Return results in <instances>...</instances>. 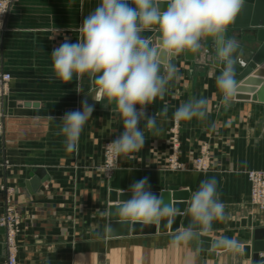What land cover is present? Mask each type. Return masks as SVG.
I'll return each mask as SVG.
<instances>
[{"label":"crops","instance_id":"obj_1","mask_svg":"<svg viewBox=\"0 0 264 264\" xmlns=\"http://www.w3.org/2000/svg\"><path fill=\"white\" fill-rule=\"evenodd\" d=\"M99 2L15 0L0 31V72L11 76L2 104L0 220L8 201L18 216L16 264H254L252 253L245 256L243 249H217L209 257L212 251L202 252L200 246L202 237L216 242L228 237L243 248L250 247L253 230L264 229V209L252 204L247 179L250 172H264V104L247 100V95L234 98L228 106L222 103L215 83L220 72L207 58L215 56L213 46L204 55L195 53L193 62L184 56L173 58L178 69L175 77L163 98L157 97L147 107L148 114L156 116V128L140 122L144 147L122 155L108 178L104 146L123 131L113 111L115 103L104 107L108 102L99 88H93L88 74L79 81L83 93H77L75 78L65 84L55 77L51 59L52 50L66 38L77 41V29ZM147 32L158 46L159 29ZM228 34L243 46L251 37L243 31ZM261 69L257 67L253 76ZM85 94L95 109L80 135L78 151L68 152L60 118L81 109ZM193 97L208 101L207 116L175 120L176 109ZM172 138L179 141L175 158L183 171L165 169ZM202 154L207 169L192 170L191 164ZM35 176L42 183L33 190L30 182ZM144 177L161 190L177 186L190 194L202 181L215 178L226 219L214 221L210 231L180 245L171 240L181 227L158 233L156 225L154 234L108 238L107 209L118 205L108 203L109 192L121 194ZM6 242V231L0 226V264L6 261ZM257 264H264V253Z\"/></svg>","mask_w":264,"mask_h":264},{"label":"clouds","instance_id":"obj_2","mask_svg":"<svg viewBox=\"0 0 264 264\" xmlns=\"http://www.w3.org/2000/svg\"><path fill=\"white\" fill-rule=\"evenodd\" d=\"M243 4L244 0H100L77 29V41L71 43L66 38L52 50V69L57 79L66 84L75 78L76 92L83 93L79 81L88 74L108 102L104 107L108 109L115 103L113 111L118 113L123 131L106 145L110 159L118 161L122 155L144 147L146 137L140 122L146 121L149 129L156 128V116L149 115L147 107L157 97L163 98L166 86L175 77L178 69L172 57L177 53L204 55L210 43L215 56L207 58L223 66L215 77L222 103L228 106L234 100L235 53L239 46L226 36V31ZM152 26L159 29L158 46L143 35ZM87 97L85 94L81 109L60 118L68 152L78 151L80 135L95 109ZM92 100L100 103L99 99ZM207 105L206 99L193 97L176 109L174 119H204ZM128 191L131 196L122 200L118 213L129 220L158 224L164 218L171 222L179 214L177 208L151 191L148 177L134 181ZM224 208L216 179L202 181L188 203L189 222L176 231L171 243H187L210 231L214 221L226 219ZM216 246L230 251L243 249L240 242L228 237L218 240Z\"/></svg>","mask_w":264,"mask_h":264},{"label":"water","instance_id":"obj_3","mask_svg":"<svg viewBox=\"0 0 264 264\" xmlns=\"http://www.w3.org/2000/svg\"><path fill=\"white\" fill-rule=\"evenodd\" d=\"M131 3V1H129ZM166 6V5H165ZM150 29H158V26H152ZM243 31L250 34V39L245 46L238 44V50L235 53V78L237 81V94L236 99H243V95H247L246 99L259 104H264V82L260 79H264V0H244L241 11L233 23L228 27L226 36L229 37L228 31ZM149 39L153 34L147 32L143 34ZM160 33L156 34V38L159 39ZM230 38V37H229ZM241 39V36L238 37ZM159 45V43H158ZM210 43L207 45V49L210 48ZM212 46V45H211ZM215 54V51H214ZM184 56L186 61L193 62L195 53L181 52L175 54L173 58L179 59ZM214 68H216L220 74L223 70L221 63L213 62ZM262 66V69L253 72L257 67ZM249 77L250 78L249 80ZM240 83H244L242 87ZM93 88H99L92 77ZM244 86H247L245 88ZM139 107V106H137ZM42 183V179L35 176L30 186L33 190L39 188ZM127 188L121 194L111 190L108 194V203L116 204V206H110L107 209V236L108 238L126 237L129 234L132 236L139 234H154L156 232V225H158V233H165L168 229L170 232L187 226L189 222V215L187 214V207L190 201L191 194L187 190H180L177 186H169L166 190H161L158 186L151 185V191L158 194L165 203L172 204L179 210L177 214L170 222L169 218H164L158 224H140L141 221L129 220L118 213V208L122 200L130 198L131 193ZM133 221V222H131ZM244 225V222L242 223ZM201 250L202 252L212 251L208 254L209 257L214 256V251L222 249L224 247H217L216 241H211L209 238H201ZM244 255L248 256L252 253V259L254 264L258 263V256L264 253V229H255L252 232V244L250 247L243 248ZM1 254V246H0Z\"/></svg>","mask_w":264,"mask_h":264},{"label":"built area","instance_id":"obj_4","mask_svg":"<svg viewBox=\"0 0 264 264\" xmlns=\"http://www.w3.org/2000/svg\"><path fill=\"white\" fill-rule=\"evenodd\" d=\"M15 0H0V31H2L5 27V23L10 11V7ZM11 81L10 74L6 72H0V134L3 131V112H2V104L4 98L7 96L9 83ZM177 138H172L171 151L172 156L171 160H175V154L177 152ZM106 158L108 160V164L106 167V174L108 178L111 176L114 171L115 165L112 161H116L115 159H110L107 150H106ZM198 170H206L207 169V160L204 154L199 157L196 162ZM173 169L176 168V165L172 166ZM248 181L251 185V201L252 204L259 210L264 209V172H250L247 175ZM18 225V216L13 207L9 205V202H6L5 214L0 220V226L4 228L7 234V242H6V251L7 257L4 264H16V248L14 243V236L16 233V227Z\"/></svg>","mask_w":264,"mask_h":264},{"label":"rangeland","instance_id":"obj_5","mask_svg":"<svg viewBox=\"0 0 264 264\" xmlns=\"http://www.w3.org/2000/svg\"><path fill=\"white\" fill-rule=\"evenodd\" d=\"M179 142V141H178ZM171 144V143H170ZM107 145V144H106ZM106 145L104 146V160H103V168L104 169H106V167H107V164L109 163L108 162V160H107V158H106ZM169 146V145H168ZM177 151H178V144H177ZM171 156H172V152H171V145H170V154H169V156L167 157V159H166V161H165V169L166 170H168L169 172H175V171H183V170H185V168L182 166V165H180L179 164V162L177 161V159L175 158V160H171ZM201 157V156H200ZM198 159L199 158H197L194 162H193V164H191V166H190V168L192 169V170H196V171H204L203 169H201V170H198L197 169V161H198ZM112 163H114L115 165H113V167H117V164H118V161L116 160V161H112ZM173 165H176V168L175 169H173L172 168V166ZM248 179V178H247ZM101 264H104V263H101Z\"/></svg>","mask_w":264,"mask_h":264}]
</instances>
